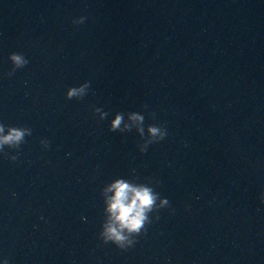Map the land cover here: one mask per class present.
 I'll return each mask as SVG.
<instances>
[{
  "label": "water",
  "instance_id": "95a60500",
  "mask_svg": "<svg viewBox=\"0 0 264 264\" xmlns=\"http://www.w3.org/2000/svg\"><path fill=\"white\" fill-rule=\"evenodd\" d=\"M133 112L143 138L109 131ZM0 123L32 129L0 155L10 264H264V0H0ZM116 179L169 201L123 251L98 239Z\"/></svg>",
  "mask_w": 264,
  "mask_h": 264
},
{
  "label": "clouds",
  "instance_id": "9594fccd",
  "mask_svg": "<svg viewBox=\"0 0 264 264\" xmlns=\"http://www.w3.org/2000/svg\"><path fill=\"white\" fill-rule=\"evenodd\" d=\"M87 17L80 16L72 21L73 25H82ZM8 60L12 65V70L6 75L12 77L18 69L24 68L29 61L19 53H12L8 56ZM90 87V82H85L79 87H71L66 91V100H80L86 94ZM147 107V106H145ZM94 118L104 121L109 115L102 108L95 107L92 110ZM155 116V113H153ZM123 127L121 128V125ZM144 116L139 113H130L127 122H124L122 114H116L115 119L109 125L110 132H128L135 128L143 138L145 134ZM148 138L143 145L139 146L140 152L143 154L150 144L163 141L168 135L163 128L153 125L147 129ZM32 135V129L28 127L8 126L0 123V155H7L5 149L10 151H18L20 146L25 142V137ZM41 148L47 150L49 142L47 139L39 141ZM187 147V145H185ZM10 162L17 160V155H8ZM133 172L136 170L133 169ZM104 198V223L101 225L98 239L104 244L111 243L120 250L132 248L136 243V238L146 233L147 226L154 221H158L160 217L150 214L158 213L161 209L169 207L167 198H162L159 193L147 184L133 183L125 179H116L107 184L102 191ZM261 204H264V191L259 194ZM43 219V218H42ZM0 264H10L8 258L0 255Z\"/></svg>",
  "mask_w": 264,
  "mask_h": 264
}]
</instances>
